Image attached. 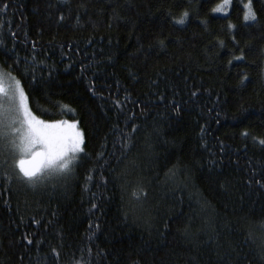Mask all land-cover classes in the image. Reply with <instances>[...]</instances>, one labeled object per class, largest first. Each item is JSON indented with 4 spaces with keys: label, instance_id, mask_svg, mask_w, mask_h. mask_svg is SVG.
<instances>
[{
    "label": "trees",
    "instance_id": "obj_1",
    "mask_svg": "<svg viewBox=\"0 0 264 264\" xmlns=\"http://www.w3.org/2000/svg\"><path fill=\"white\" fill-rule=\"evenodd\" d=\"M221 2L0 0V67L87 154L0 180V264H264V0Z\"/></svg>",
    "mask_w": 264,
    "mask_h": 264
},
{
    "label": "snow or ice",
    "instance_id": "obj_2",
    "mask_svg": "<svg viewBox=\"0 0 264 264\" xmlns=\"http://www.w3.org/2000/svg\"><path fill=\"white\" fill-rule=\"evenodd\" d=\"M240 3L244 10L243 20L256 21L257 14L253 7V0H247L246 3L240 0ZM230 8H233V0H222L211 11L223 14L226 18ZM188 15L185 11L177 23L185 24ZM229 27L234 26L229 25ZM0 43L3 42L0 41ZM160 43L163 44V41ZM234 59L242 60L244 57L241 54ZM15 64L16 67H20L19 60H16ZM20 74L32 81L35 80V73L27 69L21 68ZM246 79L245 76L241 83ZM6 80L10 81L7 85ZM56 106L61 107V114L64 109L75 114V109L68 108L67 105L61 106L59 102H56ZM132 131L135 132L136 129L132 128ZM259 142L264 145V139ZM84 144V132L79 127V121L41 119L32 111L28 94L21 80L0 67V157H4L0 160V167L4 168V171L0 173V180L8 184L20 181L36 189L45 187L48 182L58 178L76 177L81 161L80 154L87 155ZM129 146H131L130 138L125 147ZM8 156L11 157L10 164H8ZM91 179V175L85 177L86 181ZM133 195L135 196L136 193ZM28 243L31 244L32 241L28 240ZM52 251L58 260L59 253L56 249ZM76 264H88V262L77 261Z\"/></svg>",
    "mask_w": 264,
    "mask_h": 264
},
{
    "label": "rangeland",
    "instance_id": "obj_3",
    "mask_svg": "<svg viewBox=\"0 0 264 264\" xmlns=\"http://www.w3.org/2000/svg\"><path fill=\"white\" fill-rule=\"evenodd\" d=\"M8 83H10V81H7V80H6V85H7Z\"/></svg>",
    "mask_w": 264,
    "mask_h": 264
}]
</instances>
